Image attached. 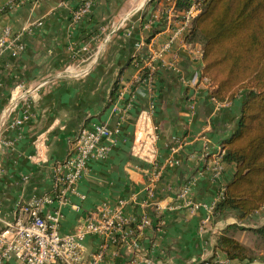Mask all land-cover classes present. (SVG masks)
Returning <instances> with one entry per match:
<instances>
[{"label":"crops","instance_id":"0c3cea01","mask_svg":"<svg viewBox=\"0 0 264 264\" xmlns=\"http://www.w3.org/2000/svg\"><path fill=\"white\" fill-rule=\"evenodd\" d=\"M84 1L0 0V38L9 30L15 41V51L0 56V231L21 205L52 197L56 166L66 159L71 141L84 127H115L121 115L112 104L139 73L150 45L159 52L175 37L155 63L152 83L132 89L119 102L128 108L108 158L91 161L67 204L54 201L43 213L60 210V232L73 234L96 207L134 198L124 215L132 219L128 241L133 237L140 250L87 236L88 258L106 247L100 264H264L263 251L251 261H231L216 249L228 227L264 225V208L245 220L235 211L214 216L236 172L234 164L222 162L221 151L238 128L244 94L226 105L211 97L209 82L202 79V46L187 43L181 32L186 11L171 12L167 0H95L92 14L75 23L73 14ZM140 43L145 46L138 48ZM19 85L28 92L12 104ZM25 116L22 125H14ZM40 135L48 138L46 154L35 163L31 157ZM185 140L180 166L165 171L149 200L152 165L164 163L170 147ZM144 215L152 225L140 233ZM235 238L255 248L247 230Z\"/></svg>","mask_w":264,"mask_h":264},{"label":"trees","instance_id":"16d2710c","mask_svg":"<svg viewBox=\"0 0 264 264\" xmlns=\"http://www.w3.org/2000/svg\"><path fill=\"white\" fill-rule=\"evenodd\" d=\"M194 5L199 13L185 40L202 46V79L209 82L211 97L229 104L244 94L238 128L221 151L222 162L234 164L236 172L214 216L235 211L245 220L264 208V0H176L179 12ZM241 230L255 238L254 249L235 238ZM216 249L231 261H251L264 252V225H232L218 236Z\"/></svg>","mask_w":264,"mask_h":264},{"label":"built area","instance_id":"2783aa9c","mask_svg":"<svg viewBox=\"0 0 264 264\" xmlns=\"http://www.w3.org/2000/svg\"><path fill=\"white\" fill-rule=\"evenodd\" d=\"M167 2L170 4V11L175 12L176 1L167 0ZM94 7L95 0H85L74 12V22L77 23L84 17L91 15ZM198 13L199 9L195 5L184 12V26L181 32L184 34L188 32L191 21ZM175 40V37L171 38L159 52L153 48V43L150 45V54L143 60V64L139 65V73L123 88L112 104L113 112L121 115L115 127L111 128L105 124H95L91 129L84 127L71 141L66 159L56 166L52 197L34 199L21 205L17 217L5 224L0 231V264L9 259H15L22 264H100L106 247L104 246L100 252L88 258L83 241L90 235L101 236L107 242L114 244L126 242L133 249L140 250L139 244L133 237L128 241L129 232L127 233L126 230L131 227L132 219L129 220L124 215L125 208L133 202L134 198L121 201L116 207L108 204L96 207L86 215L84 225L73 234L60 232L63 217L60 210L45 215L43 208L54 201H57L60 207L67 204L68 194L76 191V186L87 172L89 163L108 158L113 139L120 133L124 123L123 113L128 108V106L121 108L119 102L123 101L126 94L130 93L132 89L152 83L156 71L155 63L164 53L171 50ZM14 43L10 31L6 30L3 37L0 38V56L6 51H15ZM144 46L145 44L140 43L138 48ZM163 64L165 67H174L175 65V63L164 62ZM27 92L23 85L17 86L11 93L10 101L12 104L18 103ZM151 110L153 111V107ZM28 118L25 116L23 119L15 121L14 125L20 126ZM156 140L157 136L154 137V142ZM47 141L48 138L45 135H40L34 141L35 153L31 160L35 163H40L45 157ZM186 144V140L175 142L170 147V156L164 163L160 164L157 161L152 165L146 188L149 200L154 197V190L165 171L180 166L179 154ZM217 170L220 171L219 168ZM82 198L84 199V197ZM209 220L210 217H207L205 223ZM151 225L150 217L144 215L140 219L137 229L141 233Z\"/></svg>","mask_w":264,"mask_h":264}]
</instances>
